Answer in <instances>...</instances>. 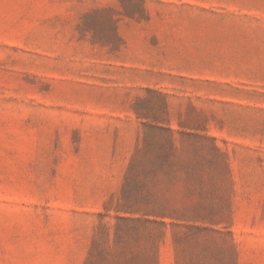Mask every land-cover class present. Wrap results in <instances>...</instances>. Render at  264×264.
<instances>
[{"label":"rangeland","instance_id":"obj_1","mask_svg":"<svg viewBox=\"0 0 264 264\" xmlns=\"http://www.w3.org/2000/svg\"><path fill=\"white\" fill-rule=\"evenodd\" d=\"M0 264H264V0H0Z\"/></svg>","mask_w":264,"mask_h":264},{"label":"trees","instance_id":"obj_2","mask_svg":"<svg viewBox=\"0 0 264 264\" xmlns=\"http://www.w3.org/2000/svg\"><path fill=\"white\" fill-rule=\"evenodd\" d=\"M178 151L173 146H170L168 150H165L163 152H159L156 154V159L159 161V166H152L151 173L155 172L158 168H162L165 163L170 161L171 159H175L176 157H179ZM150 173V171H149ZM147 183H139L136 186L137 194L135 198L126 197V201L129 203V206H135L137 205L138 201L144 204L145 208L147 209L148 213L150 215H153L155 217L165 218V217H171V218H180V217H191L196 218L195 214H192L193 212L191 209H194V206L196 205V200L193 198H190L191 196L187 195V198H183V201H180L181 199H172V182H169L167 186H161L160 184L154 183L153 186L150 189L146 188ZM184 209H190V214L185 215L181 213V208ZM192 214V215H191ZM120 222H126L130 224H135L139 220L138 219H128V218H118ZM145 222H154L151 220H145ZM160 224H165L163 221L160 222ZM119 231V229H118ZM116 238L118 239V242H125V240L120 235H116Z\"/></svg>","mask_w":264,"mask_h":264}]
</instances>
